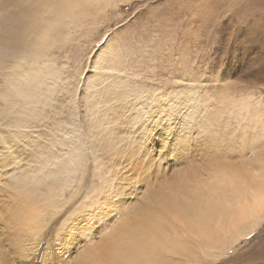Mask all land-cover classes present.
<instances>
[{"label": "rangeland", "instance_id": "1", "mask_svg": "<svg viewBox=\"0 0 264 264\" xmlns=\"http://www.w3.org/2000/svg\"><path fill=\"white\" fill-rule=\"evenodd\" d=\"M13 1L9 0L8 6L7 4L4 7L3 4L0 6L4 8L1 9L2 16L4 15L0 16L1 29H5L6 17H10L12 13H17V19H22V15L27 12H21V7H12ZM200 2L201 0H130L131 11L127 10L126 5H121L120 1L110 3L103 8V11L95 12L90 9L91 11H87L88 16L82 19L81 25L71 28L69 36L58 44L73 43L81 48H88L105 38L111 30L110 23L114 26L116 21L123 17L124 20L129 21L125 31L144 38L139 54L121 73L123 78L118 76L110 82L106 92L98 87L89 88L88 81L84 80V73L78 71L79 65L68 66L67 53L62 56L51 55L50 59L54 62L45 70L50 72V80L57 76L56 86L53 88L50 80L47 79L46 85L42 87L44 95H50L53 100L59 102L71 88L72 100L75 101L78 90L83 87L85 95L80 99L84 100L88 113L92 142L108 144L102 136V131L92 123H98L109 107L118 110L121 123H131L136 120V126L140 125V132L143 131L140 120L142 115L163 114L171 109L172 114L183 117V121L175 122L179 126L185 122L210 123V126L216 128L215 130L227 134V139L233 138L234 147L243 153L240 160L245 159L247 155L245 151L256 152L264 148V143L260 142L264 137V122L260 113V107L264 105V0H241L243 7L234 13L233 19L229 20L227 25H221L217 19H208L193 11L192 6ZM231 2L232 0H228L229 4ZM151 4L155 6L144 10L145 5ZM10 23L13 24L11 21ZM153 28H159V34L151 32L150 29ZM59 29L62 33L67 31L63 27ZM1 44L4 45L3 38H0V48L3 47ZM9 47L13 50L14 63H21L22 68L27 67L28 60L21 59L20 55L15 54L14 47L12 48L10 44ZM88 54L91 55V52ZM86 66L87 61H85ZM21 79V71H19L15 82L10 79L8 85L11 88L16 87ZM51 90L53 92L49 93ZM37 107L41 108L40 105ZM169 122L173 123L171 115ZM190 135H193L192 131L184 134L186 138L181 141L180 147L177 148L174 143L172 147L175 149L171 148L163 159L156 157L157 155L153 157L151 154L152 150L160 147V143L153 142L152 149L144 152L137 142L136 154L133 158L129 157L130 160L123 163L122 153L114 154L107 160V164L110 165L108 169L110 176L122 188L121 198L124 202L116 205L121 218L122 214L130 212L133 205L139 204L140 199L146 196L148 191L155 192L153 181L157 180L159 173H168L177 166L179 159L175 157L181 148L186 149ZM195 135L200 137L199 146L203 147L198 154V160L205 155H202V152L205 150L206 137L203 131L195 132ZM250 137L251 142H249ZM129 144L131 145L130 142ZM108 151L109 149L106 148L97 156L100 157L102 153ZM116 158L118 160L114 163ZM156 158L160 171H157L150 161ZM98 160L100 161L101 158ZM188 160L187 162L191 163L192 156ZM148 202L149 200L144 201L143 205H147ZM74 211L75 207L65 218ZM64 219L40 238L44 237L43 241L49 240L53 246L51 239L55 240L56 230ZM125 220L126 223L131 224V215H127ZM261 223L253 228L258 231L250 240L243 239L242 235L237 241L232 243L228 241L223 248L246 245L235 260V264H264V227H260ZM253 230L245 237H248ZM81 239L82 236L71 238L69 242L73 241V243L68 244L70 247L63 251L64 253L56 250L53 252L54 247L49 248L51 243L47 244L48 249L51 250L47 249V253L45 252L48 256L41 255L43 259L41 258L38 264L76 262L74 260L76 252L78 249H84L85 241ZM15 252L14 249L13 253L5 249V253L1 254L2 256L5 254V257H1L5 264H13V259L15 261L17 258ZM55 253L58 257H55ZM205 257L208 255L198 254V258L190 264H203Z\"/></svg>", "mask_w": 264, "mask_h": 264}, {"label": "bare ground", "instance_id": "2", "mask_svg": "<svg viewBox=\"0 0 264 264\" xmlns=\"http://www.w3.org/2000/svg\"><path fill=\"white\" fill-rule=\"evenodd\" d=\"M8 1L0 0V6L3 4L4 7ZM117 1L120 0H103L101 3H86L85 0H14L12 7H21V12H27L22 15L23 20L17 19L15 12L6 17L9 32L5 37L4 29L0 28V38L8 39L15 54L28 60L27 67H23L25 71H21L22 79L18 86L27 87L31 74L26 70L40 66L46 78L41 77L34 86L43 92L45 81L51 77L45 69L50 68L54 60L47 56L40 58L39 65H33L32 58L63 42L71 28L81 25L87 11H103L110 3ZM3 7H0V16ZM59 27L67 31L62 33ZM56 79L57 76L49 79L53 88ZM9 81L6 78V87H10ZM32 103L35 107H43L42 102ZM120 120L118 110L109 107L98 123H92L102 131L109 149L100 157L92 154L93 171L95 174L97 170L103 173V177L112 185L119 184L110 176V165L103 160L122 153L125 163L130 160L129 157L135 156L138 142L135 139L138 134L135 129L137 121L121 123ZM180 127L183 135L203 131L206 137L203 157L197 160L203 148L199 146L200 137L190 135L186 149L181 148L175 157L179 159L177 166L168 173H159L157 180L153 181L155 192L148 191L139 204L131 207L129 213L122 214V218L116 206L104 201H99L95 210L75 208L74 213H70L57 228L55 240L51 239L53 246L48 239L43 241L45 238H40L42 234L27 239L10 230L17 218L35 214L43 206L49 190L41 188L38 183L4 184L0 181V264H5L1 258L5 255H1L5 249L12 253L13 249L16 251V262L38 264L43 259L41 255L47 253V244L51 243L49 248L54 247L53 252H65L70 247L69 240L80 236L85 241L84 249H78L74 256L76 262L72 264H190L198 258V254L218 255L228 241L232 243L242 235L245 237L264 219V148L256 152L252 150L250 154L245 151V159L240 160L243 153L234 147L233 138L227 139V134L215 130L210 123H187V127L183 123ZM185 138L183 136L182 140ZM0 139L15 143L18 138L9 135L0 136ZM155 142L160 143L159 138ZM155 151L156 157L160 158V147ZM191 156L192 162L189 163L187 161ZM117 160L114 159V163ZM150 161L160 171L157 158ZM119 191L122 194L121 187ZM148 200V204L143 205ZM127 215L132 217L131 224L126 223ZM55 257H58L56 253ZM15 261L13 259V264H16Z\"/></svg>", "mask_w": 264, "mask_h": 264}, {"label": "snow or ice", "instance_id": "3", "mask_svg": "<svg viewBox=\"0 0 264 264\" xmlns=\"http://www.w3.org/2000/svg\"><path fill=\"white\" fill-rule=\"evenodd\" d=\"M86 3H101L103 0H85ZM131 11L130 0H120ZM155 4L145 5L144 10L154 7ZM174 7V5H173ZM181 7H187L181 5ZM243 4L241 0H201L192 6L193 11L208 19H217L221 25H227L233 15ZM229 9L228 11H222ZM129 21L123 17L115 25L109 24L110 31L105 38L88 48H81L73 43H62L54 46L51 51L42 52L39 57L32 58L33 65H39L40 58L54 54H68V66L79 65L78 71L84 73V80L88 81L89 88H100L108 91L110 82L121 73L140 51L141 35L125 31ZM159 34V28L150 29ZM9 29L5 24L4 36ZM230 47V45H229ZM91 52V55L88 53ZM13 50L9 42L4 39L0 48V136H16L15 143L0 139V181L4 184H33L38 183L43 189L49 190L48 199L39 210L28 217H19L13 221L11 231L21 238L31 239L41 234L46 235L51 228L63 220L69 211L75 208H91L95 210L99 201L112 206L119 205L121 199L119 188L121 185H112L97 170L93 173L92 154L99 155L105 151L104 142L90 140L88 113L85 108L84 88L78 90L77 99L72 100L71 88L59 102L52 96L43 95L39 87L34 86L36 81L46 75L42 67H32L26 71L31 74L28 86L25 88H10L4 85L6 78L15 82L19 71H25L21 63H14ZM85 61L87 66L85 67ZM42 102L43 107L37 108L32 102ZM167 107V106H165ZM261 120L264 122V105L260 107ZM171 115V121L169 117ZM140 125L136 126L135 139L140 143L144 152L152 149V144L159 138L161 159L172 148H177L183 139V132L176 121H183L182 116L172 114L169 109L163 114L140 117ZM185 127L187 123L185 122ZM7 129V131H6ZM195 135V132H193ZM252 138H249V142ZM264 143V137L261 138ZM11 145V146H9ZM152 156L156 151L152 150ZM107 163V161H106ZM99 178V182H98ZM103 192L104 195H100ZM260 227H264L262 221ZM253 230L245 240H250L257 234ZM243 247H227L218 255L205 257L203 264H235ZM17 264L21 262L17 261Z\"/></svg>", "mask_w": 264, "mask_h": 264}]
</instances>
